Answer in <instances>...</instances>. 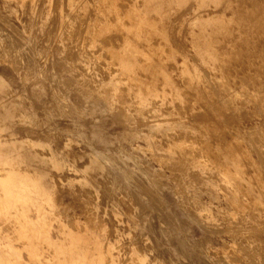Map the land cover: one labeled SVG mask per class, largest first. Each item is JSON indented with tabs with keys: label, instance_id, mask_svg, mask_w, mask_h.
I'll list each match as a JSON object with an SVG mask.
<instances>
[{
	"label": "bare ground",
	"instance_id": "obj_1",
	"mask_svg": "<svg viewBox=\"0 0 264 264\" xmlns=\"http://www.w3.org/2000/svg\"><path fill=\"white\" fill-rule=\"evenodd\" d=\"M0 264H264V0H0Z\"/></svg>",
	"mask_w": 264,
	"mask_h": 264
},
{
	"label": "rangeland",
	"instance_id": "obj_2",
	"mask_svg": "<svg viewBox=\"0 0 264 264\" xmlns=\"http://www.w3.org/2000/svg\"><path fill=\"white\" fill-rule=\"evenodd\" d=\"M215 241H216V244H219L217 239Z\"/></svg>",
	"mask_w": 264,
	"mask_h": 264
}]
</instances>
